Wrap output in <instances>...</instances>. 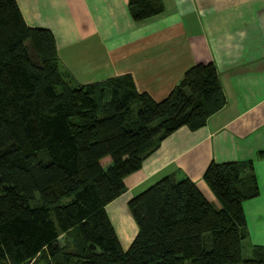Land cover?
<instances>
[{"label": "trees", "instance_id": "trees-1", "mask_svg": "<svg viewBox=\"0 0 264 264\" xmlns=\"http://www.w3.org/2000/svg\"><path fill=\"white\" fill-rule=\"evenodd\" d=\"M126 9L139 22L163 7L127 0ZM224 102L210 63L186 69L160 101L126 74L77 84L51 32L0 0V264H264V246L242 257L243 203L259 194L249 160L206 166L217 207L172 175L130 198L136 233L125 251L105 212L163 139L203 127Z\"/></svg>", "mask_w": 264, "mask_h": 264}, {"label": "crops", "instance_id": "crops-1", "mask_svg": "<svg viewBox=\"0 0 264 264\" xmlns=\"http://www.w3.org/2000/svg\"><path fill=\"white\" fill-rule=\"evenodd\" d=\"M126 1L15 0L27 27L51 32L59 61L77 84L126 74L138 92L160 101L189 67L210 63L216 70L223 107L203 127H181L163 139L105 206L121 249L136 233L126 209L130 198L172 175L189 179L217 207L204 169L247 160L259 194L243 203V246H264V0H160L162 12L139 22L129 17Z\"/></svg>", "mask_w": 264, "mask_h": 264}, {"label": "rangeland", "instance_id": "rangeland-1", "mask_svg": "<svg viewBox=\"0 0 264 264\" xmlns=\"http://www.w3.org/2000/svg\"><path fill=\"white\" fill-rule=\"evenodd\" d=\"M108 162L107 159L103 160V162H101V165L104 166L106 163ZM131 219V218H130ZM132 221V220H130ZM133 222V221H132ZM134 224V223H133ZM135 225V224H134ZM62 239L59 237L58 238V246H62ZM249 256V253H248V248L247 246L244 244L243 246V250H242V257L243 258H247Z\"/></svg>", "mask_w": 264, "mask_h": 264}]
</instances>
